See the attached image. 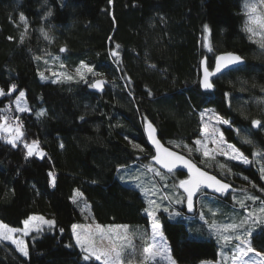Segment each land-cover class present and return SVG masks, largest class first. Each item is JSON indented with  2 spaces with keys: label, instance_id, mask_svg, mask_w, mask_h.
<instances>
[{
  "label": "trees",
  "instance_id": "16d2710c",
  "mask_svg": "<svg viewBox=\"0 0 264 264\" xmlns=\"http://www.w3.org/2000/svg\"><path fill=\"white\" fill-rule=\"evenodd\" d=\"M247 1L47 0L45 4L44 0H0V88L7 92L8 84L18 85L11 98L0 97V110L11 104V115L23 121L26 138L39 140L47 153L44 159L26 158L22 146L13 148L2 138L5 134L0 136V222L22 228L23 220L34 214L57 221L56 228L45 227L26 237L29 257H23L12 243L0 240V264H86L78 248L67 247L74 245L71 225L82 221L80 203L73 204L70 199L77 189L84 193L93 221L129 224L133 231L149 227L143 193L118 176L129 166L158 167L152 162L154 151L145 138L144 117L153 123L165 145L241 190L233 194L264 200V193L258 190L264 188L260 172L264 160L254 155L264 153V131L251 125L255 119L264 123V48L244 30L243 7ZM49 10L53 15L46 17ZM20 14L28 21L23 43L19 39L24 32ZM40 28L49 33V39ZM62 48L66 51L61 52ZM112 50L120 52L118 60L110 55ZM223 52L240 54L246 64L241 70L214 78L213 91H203L202 59L207 57L213 68L215 57ZM81 61L104 75L95 77L85 72L88 82L80 81L72 72ZM61 63L74 77L72 81L64 78L57 83L49 76L53 67L61 68ZM41 71L45 79L40 78ZM127 77L131 83L125 87ZM95 79L108 81L102 93L89 86ZM20 90L26 93L30 112L15 110L14 100ZM207 108L230 119L241 128L240 136L253 141L252 145L243 143L233 130L222 129L226 139L249 156L252 164L245 166L224 157L201 163L203 158L194 140L202 134L200 114ZM41 110L45 115L37 117ZM125 136L140 144L143 151L133 149ZM185 144L192 148L191 153ZM217 162L228 167L220 169ZM49 171L56 173L55 187L50 184ZM176 176L177 183L186 178L181 172ZM245 204L257 206L260 201L246 200ZM217 206L226 212L243 213L230 197L204 192L197 195L192 212L186 203L179 206L180 220L160 214L179 264L221 257L223 250L216 239H189L193 237L190 228L199 223L201 211L211 218H225L222 213L213 214ZM262 228L264 225L251 237L258 251H264V237L257 235ZM87 264L101 263L93 258Z\"/></svg>",
  "mask_w": 264,
  "mask_h": 264
},
{
  "label": "snow or ice",
  "instance_id": "6c2138e0",
  "mask_svg": "<svg viewBox=\"0 0 264 264\" xmlns=\"http://www.w3.org/2000/svg\"><path fill=\"white\" fill-rule=\"evenodd\" d=\"M45 4L47 0H44ZM258 3L264 5V0H258ZM249 9V20L248 24L245 26V31L255 35L256 27H259L261 30H264V13L257 14V3L251 2L246 5ZM53 15L52 11L49 10L46 13V17H51ZM20 21L24 22V32L20 35V43L24 42L25 33L28 31V21L27 18L20 14ZM206 32L210 33L211 29L204 25ZM40 32L45 39H49V33L40 28ZM9 39H12L9 37ZM256 42V41H253ZM260 46L264 48V40L260 42ZM116 49L120 48L119 44L115 45ZM208 52H212L213 48L211 45H207ZM61 52L66 51V49H60ZM110 55L118 60L120 58V52L117 50L110 51ZM39 60V57H36ZM58 60L59 57H56ZM45 64L48 63L47 60L44 61ZM203 67V76L201 80V87L205 91H210L214 89V83L212 78L217 76V74L223 73L225 70H241V66L244 64L243 58L240 55L234 53H226L215 57L214 69L210 70L208 58L204 57L201 61ZM60 67L63 68V63L60 64ZM153 67H155L153 65ZM83 70V71H82ZM87 73L93 74L95 77H102L104 74L102 72L95 71L94 65H89L80 62L79 66L76 67L75 72L79 77L80 81L87 83V78L85 75ZM53 77H57V80L54 82H61L59 80L60 76H64L67 81H72L74 77L66 73H57L55 71L51 72ZM41 79H45V73L43 71L39 72ZM128 83L125 87L131 83V78H126ZM108 81L105 79H95L89 86L93 89L100 91L104 90V85ZM18 85L15 83H10L7 85V92L4 88H0V97L11 98V94L16 92ZM150 94V93H149ZM227 95V94H226ZM26 93L24 90H20L18 95L15 97L14 104L15 110L19 113L30 112L31 109L25 103ZM134 99V97H133ZM209 103H214V101L209 100ZM209 113L201 112V119L203 120L205 115L208 116L207 121L203 124L202 128V137L196 138L194 144L196 145V151L201 154L203 158L201 163H204L205 160L216 161L217 157H224L226 161L238 162L242 165H250L253 163L249 159V156L245 155L235 143H230L225 138L224 131L221 130V125L226 126L228 129L233 130V132L240 137V140L243 143L252 145L253 141L248 136H240L241 128L235 127L233 122L220 115L218 112H215L209 109ZM37 117L45 115V110H41L36 113ZM81 120H84V117H80ZM144 128L148 136L149 141L154 145L155 153L152 155L151 159L155 161L156 164L160 165V168H148V171L153 172V174L160 178L161 181H167L172 179V187L179 188L183 190L184 196L175 198V204L186 203L187 209L189 211L193 210L194 206V197L197 196V193L203 194L208 189H211L213 193L219 194V196L230 197L232 201L235 202L241 209L247 211V205L245 204L246 200H250L253 203L260 201L259 213L261 215H256L254 211H247V214L240 220L239 223H226L222 226L214 225L216 234L225 244H231L233 241L236 243L233 245V260L235 264H264V251H258L256 247L253 246L252 236L253 231L256 227L264 225V200H261L260 196L255 195H244L243 198L238 197L233 194V186L231 183L225 182L224 179L218 178L217 175H212L208 171L203 170L200 167H197L191 159L186 158L184 155H181L178 152L172 151L169 148H165L160 140L155 135L156 129L153 123L147 120V117H144ZM251 125L255 129L264 131V123L261 120L255 119L251 121ZM2 134H7L2 136ZM0 136L3 139H6L7 143L13 148L21 147L26 150V158H31L34 156L44 159L47 153L40 146L39 140L29 141L25 136L24 125L19 116L11 115V104L0 110ZM126 140H129L128 136H125ZM129 143L132 145L133 149H140L143 151L142 147L138 143H133L129 140ZM209 143L213 147H209ZM61 148L63 145H60ZM177 147L181 145L177 144ZM184 148L188 149V152H192V148L188 145H183ZM255 156L260 157L264 160V153L257 151L254 153ZM218 163L220 169L227 168L226 163ZM123 168V166H121ZM161 169H166L167 174L162 173ZM184 172L186 170L185 179H178L177 183V171ZM228 171L231 172V168H228ZM261 179H264V165L260 166ZM50 177V184L52 187L56 186V173L53 171L48 172ZM130 180L138 181V176H130ZM244 180H248V176H243ZM253 187H258L253 184ZM169 184L165 182L162 189H157L155 187L145 189L144 194L148 196L151 193L152 196H157L158 193L160 200H168L170 203L173 201V195L169 194L163 189H168ZM261 193H264V188H258ZM241 191V190H236ZM84 193L79 189L71 196V202L73 204H78V198H83ZM148 207L144 209L147 215L152 219L151 224V240L152 243L143 248V254L145 261L156 260L157 257H167L168 248L165 244L157 243V237L160 240H163V233L161 231L162 225L159 223L157 218V211L155 209L160 208V204L157 203L155 199H148ZM89 205L87 202H84L83 208L81 211H85ZM164 211L167 212L169 209L164 208ZM211 211V210H210ZM214 214V213H213ZM175 215H180L176 213ZM203 215V213H201ZM87 218V217H86ZM23 227H10L8 224L0 222V240L10 241L15 245L16 250L22 254L23 257H29V250L27 247L26 241L23 239L25 236H29L33 232L40 233L43 231L46 226L49 230L56 228L57 221L55 219H46L42 215H31L28 218L23 220ZM127 225H101L96 224H81L73 223L71 225V233L74 237V245H67V247H76L82 253V260L84 262L93 261H102V264H123L122 255L124 249H131L135 251V247L132 243L131 238L121 232H117V229H127ZM60 233L64 232L63 228L59 229ZM18 234V235H17ZM258 236L264 237V228L261 232L257 233ZM109 239L112 242V247H100L97 245L98 240ZM190 240H195V237H189ZM172 264H175V261H172Z\"/></svg>",
  "mask_w": 264,
  "mask_h": 264
},
{
  "label": "rangeland",
  "instance_id": "374dc122",
  "mask_svg": "<svg viewBox=\"0 0 264 264\" xmlns=\"http://www.w3.org/2000/svg\"><path fill=\"white\" fill-rule=\"evenodd\" d=\"M251 2L257 3V14L264 13V5L259 4L258 0H248L243 7V13L245 15V26L248 24V20H249V9L246 7V5L248 3H251ZM247 34L249 35V37L252 41H256V42L260 43L262 40H264V30H261L259 27H256L255 35L250 34L248 32H247ZM52 71H55L57 73H66V74L70 75V72L55 66L49 72V76H51L52 78H54L56 80H57V77H53L51 75ZM72 73L76 74L75 71H73ZM64 78H65L64 76L59 77V79H64ZM25 103H26V101H25ZM209 109H211V108H207L203 112L210 114ZM211 110H213V109H211ZM213 111H215V110H213ZM207 119H208V116L205 115L204 119L202 120V123L204 124L207 121ZM220 127L222 130L224 126L221 125ZM5 135H7V134H5ZM201 137H202V134L199 138H201ZM209 147L211 148V147H213V145L211 143H209ZM152 167L159 168V167L150 166V165H148V166H142V165H140V166L139 165L138 166H129V167H125V168L121 169L119 171L118 176L122 182L129 184V185H132V186H135L137 189H139L143 193L145 200H146V203H147L148 199H155L157 201V203L161 205L160 208L155 209L157 211L158 221L161 225H162V222L160 219V214L162 212L165 213L170 218V220H172V221L180 220L182 217L180 215L177 216L175 214L180 213L179 212V206L184 204V203L175 204L174 200L177 197L184 196L183 192L179 188H173L172 187V183H173L172 179H168L167 181H161L159 177H157L153 174V172L148 171V168H152ZM162 173L167 174V172H164V171H162ZM130 176H138L139 180L138 181L130 180L129 179ZM165 182H167L169 184V188L163 189V191L169 192L170 195L174 194L173 195V201L171 203L168 200H160L159 199L160 193H158L157 196H152L151 193H149L148 196H145V194H144L145 189H149V188H153V187H155L157 189H162L163 184ZM84 202H85L84 197L78 198V203H80L82 208H83ZM202 203H200V205ZM147 207H148V203H147ZM165 207H167L169 209V211L165 212L164 211ZM234 207H238V206H234ZM199 208L201 209V207H199ZM259 208H260V205L248 206L247 211H254L256 215H261V213H259ZM213 211H215V212H213L214 214L222 213L225 218H221V219H219L218 217L211 218V217H208L205 212L201 211L200 215H199L200 221H199V223L196 224V226L190 228V233L193 237H196V238H203V239L214 238V239H216V241L222 247L223 252H222L221 257L218 260H206V261L200 262L199 264H227V263L235 264V262L233 260V245L236 243V241H233L231 244H225L222 241V239L217 236L215 228L213 226L214 225L222 226L226 223H233V222L239 223L240 220L243 219V217L247 214V211L245 209H243V213H236L233 211L232 212H226L225 208H223L221 206L215 207L213 209ZM201 213H203V215H201ZM34 215H42V214H34ZM42 216H44V215H42ZM44 217L46 219H52V218H48L47 216H44ZM229 218H232L233 221H230ZM149 220H150V224H149L148 228L142 229V227L140 226V227H138L137 230H134V231H133L131 225H129V224H108V225H127L128 226V228L126 230L125 229H117L116 230L117 232H121V233L128 235L131 238L132 243L135 247L134 252L131 249H124L123 250V255H122L123 264H138V263L146 264V263H152V262L155 264H172V261H175V264H179L175 260L173 254L171 252V248H170L168 239H167V237L163 231V225H162L161 231L163 233L164 239L160 240V238L157 237V243L165 244V246L168 248V255H167V257H157V259L154 261H152V260L145 261L144 254H143V248L152 243V240H151L152 219L149 217ZM223 220H225V222H223ZM78 223H81V224H96L97 223V222L92 220L90 207H88L85 211H83L82 221H80ZM101 225H103V224H101ZM104 226H107V225H104ZM261 227H262V225L256 227L253 232L258 231ZM33 233H35V232H33ZM26 237L27 236L23 237V239L25 241H26ZM3 241H5V240H3ZM5 242H10V241H5ZM97 245L100 247L108 248V247H112V242L109 239L98 240ZM230 248L232 250H230ZM98 262H100L102 264V261H98Z\"/></svg>",
  "mask_w": 264,
  "mask_h": 264
},
{
  "label": "water",
  "instance_id": "95a60500",
  "mask_svg": "<svg viewBox=\"0 0 264 264\" xmlns=\"http://www.w3.org/2000/svg\"><path fill=\"white\" fill-rule=\"evenodd\" d=\"M226 53H234V52H223V53H220L219 55H222V54H226ZM234 54H237V55H240V54H238V53H234ZM219 55H217V56H219ZM216 56V57H217ZM241 56V55H240ZM242 58H243V61H244V64L242 65V66H244L245 64H246V59L243 57V56H241ZM204 59V58H203ZM202 59V60H203ZM241 66V67H242ZM211 69H214V66H213V68H210V70ZM227 72H229V71H227V70H225L223 73H221V74H217V76H215V77H213L212 78V81L214 80V78H216V77H219V76H221V75H223L224 73H227ZM202 76H203V67H202V64H201V68H200V85H201V80H202ZM214 83V82H213ZM201 89H202V87H201ZM214 89H215V85H214ZM213 89V90H214ZM98 93H102L103 91H100V90H97V89H95ZM203 90V89H202ZM213 90H210V91H213ZM203 91H205V90H203ZM155 127V126H154ZM155 129H156V127H155ZM144 134H145V138H146V141H147V143H148V145L153 149V151H154V153H155V148H154V145H152L151 144V142L149 141V139H148V136H147V134H146V132H145V128H144ZM155 135L157 136V138L160 140V142H161V144L165 147V148H169L170 150H172V151H175V152H178V151H176V150H174V149H172V148H170V147H168L167 145H165L162 141H161V139L159 138V136H158V131H157V129H156V132H155ZM178 153H180L181 155H184L183 153H181V152H178ZM186 158H188V159H191V158H189V157H187L186 155H184ZM192 160V159H191ZM152 162L155 164V165H157L159 168L161 167L160 165H158V164H156L155 163V161H153L152 160ZM192 162L193 163H195L193 160H192ZM196 165H197V167H200L197 163H195ZM200 168H202V167H200ZM203 170H205V171H208V170H206V169H204V168H202ZM162 171H164V172H167V170L166 169H161ZM177 172H181V171H177ZM210 174H212V175H215L214 173H212V172H210V171H208ZM181 173H183V174H185L186 173V170H184V172H181ZM218 177V176H217ZM187 178V177H186ZM218 178H220V177H218ZM226 182V181H225ZM233 186V185H232ZM236 190V187H234L233 186V191H235ZM181 191L183 192V190L181 189ZM207 193H209V194H212V195H216V196H219V194H216V193H213L212 192V190L211 189H208L207 191H206ZM199 193H197V195H198ZM197 197V196H196ZM196 197H194V206H193V210H194V208H195V200H196ZM219 197H222V196H219ZM188 210V209H187ZM193 210H191V211H189V212H192Z\"/></svg>",
  "mask_w": 264,
  "mask_h": 264
},
{
  "label": "built area",
  "instance_id": "2783aa9c",
  "mask_svg": "<svg viewBox=\"0 0 264 264\" xmlns=\"http://www.w3.org/2000/svg\"><path fill=\"white\" fill-rule=\"evenodd\" d=\"M22 121V120H21ZM23 122V121H22ZM24 125V124H23Z\"/></svg>",
  "mask_w": 264,
  "mask_h": 264
}]
</instances>
